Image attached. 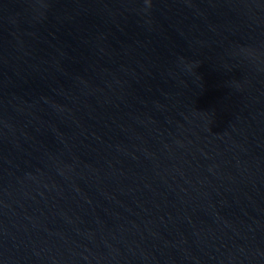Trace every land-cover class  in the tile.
Masks as SVG:
<instances>
[{
    "label": "water",
    "instance_id": "water-1",
    "mask_svg": "<svg viewBox=\"0 0 264 264\" xmlns=\"http://www.w3.org/2000/svg\"><path fill=\"white\" fill-rule=\"evenodd\" d=\"M0 264H264V0H0Z\"/></svg>",
    "mask_w": 264,
    "mask_h": 264
}]
</instances>
